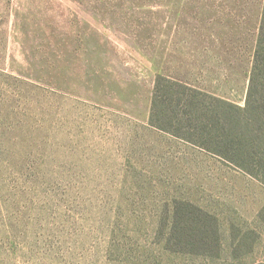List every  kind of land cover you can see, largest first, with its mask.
I'll use <instances>...</instances> for the list:
<instances>
[{
	"label": "rangeland",
	"instance_id": "374dc122",
	"mask_svg": "<svg viewBox=\"0 0 264 264\" xmlns=\"http://www.w3.org/2000/svg\"><path fill=\"white\" fill-rule=\"evenodd\" d=\"M263 5L0 0V264H264V184L149 121L244 107Z\"/></svg>",
	"mask_w": 264,
	"mask_h": 264
},
{
	"label": "trees",
	"instance_id": "16d2710c",
	"mask_svg": "<svg viewBox=\"0 0 264 264\" xmlns=\"http://www.w3.org/2000/svg\"><path fill=\"white\" fill-rule=\"evenodd\" d=\"M153 93L152 126L183 138L264 184V5L243 108L161 76L156 78ZM157 93L162 94L160 110Z\"/></svg>",
	"mask_w": 264,
	"mask_h": 264
}]
</instances>
